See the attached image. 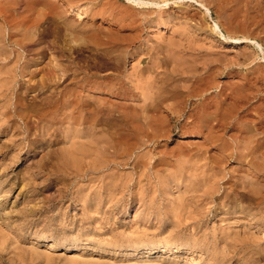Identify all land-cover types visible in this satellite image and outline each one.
Instances as JSON below:
<instances>
[{
    "label": "rangeland",
    "instance_id": "rangeland-1",
    "mask_svg": "<svg viewBox=\"0 0 264 264\" xmlns=\"http://www.w3.org/2000/svg\"><path fill=\"white\" fill-rule=\"evenodd\" d=\"M168 3L0 0V72L33 85L0 102V264H264V0ZM55 68L58 86L42 85ZM59 92L95 104L86 130L105 142L90 155L48 121Z\"/></svg>",
    "mask_w": 264,
    "mask_h": 264
},
{
    "label": "bare ground",
    "instance_id": "bare-ground-1",
    "mask_svg": "<svg viewBox=\"0 0 264 264\" xmlns=\"http://www.w3.org/2000/svg\"><path fill=\"white\" fill-rule=\"evenodd\" d=\"M130 3H132V4H134V6L136 5V6H138V7H149V8H155L156 9V7H163V6H167L169 3H168V0H165V1H163V4L164 5H161V3L160 2H158L157 0L156 1H154V0H128ZM171 1V0H170ZM201 1V0H200ZM208 1V0H207ZM212 2V1H211ZM171 3V2H170ZM176 3V2H175ZM206 3V2H205ZM208 3H210V2H208ZM213 3V2H212ZM180 6V5H179ZM202 6H204V7H206L205 5H202ZM213 6V5H212ZM148 8V9H149ZM157 8V9H158ZM154 9V10H155ZM206 10L209 12V9L206 7ZM155 11H157V10H155ZM157 13H158V11H157ZM209 14V13H208ZM157 16V15H156ZM169 16H171V14L169 15ZM204 16H205V13H204ZM203 16V17H204ZM173 17V16H172ZM165 18H167V17H165ZM193 19V18H192ZM202 19V18H201ZM204 19V18H203ZM157 20V19H156ZM162 20V19H161ZM164 20V19H163ZM169 20H172L171 19V17H169ZM205 20V19H204ZM204 20H203V22H204ZM149 21V20H148ZM155 21V20H154ZM153 21V22H154ZM156 22V21H155ZM161 22V21H160ZM174 22V21H173ZM166 23H167V21H166ZM168 23H169V21H168ZM176 23V22H175ZM150 24V23H149ZM161 24H163V23H161ZM189 24V23H188ZM160 25V24H159ZM170 25V24H169ZM197 25V24H196ZM203 25V24H202ZM201 26V25H200ZM216 26V25H215ZM217 28H218V26H217ZM193 30V29H192ZM10 37H11V35H10ZM14 38H15V35H14ZM1 39V38H0ZM170 40V39H169ZM231 40H233V41H240L241 40V38H239V39H237V38H235V39H233V38H231ZM249 41V38H245V41ZM245 41H242V42H245ZM1 42H3L2 40H1ZM241 42V43H242ZM16 43V42H15ZM1 44V43H0ZM19 44V43H18ZM158 44V43H157ZM5 46V45H4ZM157 46H159V45H157ZM160 47H161V44H160ZM139 48V47H138ZM156 48V47H155ZM162 48V47H161ZM2 47H1V50L0 51H2ZM170 50V49H169ZM7 51V50H6ZM165 52V51H164ZM1 53V52H0ZM2 53L4 54V52L2 51ZM5 54H7V53H5ZM44 54V53H43ZM42 54V55H43ZM1 57V56H0ZM3 57V56H2ZM16 57V56H15ZM218 60H220V59H218ZM29 62V61H28ZM157 62V61H156ZM165 62V61H164ZM223 63V62H222ZM158 64H159V62H158ZM6 65H8V64H6ZM11 65V64H10ZM12 65H14V64H12ZM161 65H162V63H161ZM5 66V65H4ZM4 66H2V68L4 67ZM9 66V65H8ZM15 66V65H14ZM18 66V65H17ZM16 66V67H17ZM10 67V66H9ZM165 67H166V64H165ZM214 67V66H213ZM14 68V67H13ZM12 68V69H13ZM26 68L27 67H25V70H26ZM53 68V67H52ZM148 68V67H147ZM151 68V67H150ZM210 68V67H209ZM221 68V67H220ZM227 68V67H226ZM7 69V68H6ZM5 69V70H6ZM17 69V68H16ZM56 69V68H55ZM54 69V71L52 72V75H51V70L49 71L48 69H47V71H49L50 72V74H49V76L51 75V77H42L41 78V82H40V80H38L41 84L42 83H47V81H51V82H49L48 84H56L57 86H58V84H59V81H61V79L65 76V74H66V69H60V71H62V72H64V74H62L61 72V74L58 72L59 71V68H58V70L56 69L55 70ZM155 69V68H154ZM166 69V68H165ZM167 69H168V67H167ZM208 69V68H207ZM211 69H213V68H211ZM216 69V68H215ZM222 69V68H221ZM1 70V69H0ZM21 70H23L22 68H21ZM25 70H23V71H21V74L22 73H24V72H26ZM27 70H28V68H27ZM35 70V69H34ZM68 70V69H67ZM149 70V69H148ZM151 70H153V69H151ZM157 70V69H156ZM218 70V69H217ZM2 71V70H1ZM8 72H9V70H7ZM16 71V70H15ZM40 71H44V70H40ZM223 71V70H222ZM221 71V72H222ZM8 72H6V73H8ZM150 72V71H149ZM172 72V71H171ZM208 72H209V69H208ZM228 72V71H227ZM1 73V72H0ZM18 73V72H17ZM9 73L8 74V76H6L5 74H3V72L1 73V74H3V75H5L6 77L5 78H3V80L0 82V102L2 101V100H4L5 102H6V98H8L7 99V101L10 99H12V98H15L16 100H21L23 97H27V91H29L30 89H32L33 87V85L32 86H30L29 84H27L28 86H26V84H25V82L24 83H21V81L23 80V79H19V80H21L20 81V84H18L19 86H21L22 88H17V89H19V90H17L16 91V89L14 88L15 86L14 85H16L15 83L17 82H19V80H18V78H17V75L18 74H20V73ZM36 73V72H35ZM38 73V72H37ZM43 73V72H42ZM145 74H146V72H144ZM151 73V72H150ZM153 73V75H154V73L155 72H152ZM158 73V72H157ZM211 73V72H210ZM159 74H160V72H159ZM163 74V73H162ZM166 74V73H165ZM223 74V73H222ZM228 74V73H227ZM24 75H25V73H24ZM23 75V76H24ZM35 75H37V74H35ZM47 76H48V74H46ZM152 75V76H153ZM161 75V74H160ZM43 76V75H42ZM139 76V75H138ZM155 76V75H154ZM153 76V77H154ZM21 77V76H20ZM152 77V78H153ZM40 78V77H39ZM163 78H164V76H163ZM1 79V78H0ZM156 79V78H155ZM166 79V78H165ZM198 79V78H197ZM34 80V79H33ZM32 80V81H33ZM47 80V81H46ZM74 80V79H73ZM141 80V79H140ZM152 80V79H151ZM189 80V79H188ZM24 81H26V80H24ZM75 81V80H74ZM136 81V80H135ZM144 81V80H143ZM145 81H146V79H145ZM148 81V80H147ZM86 82V81H85ZM155 82V81H154ZM157 82V81H156ZM166 82H167V80H166ZM30 83H32V82H30ZM38 83V82H37ZM37 83H34V85L35 84H37ZM80 83V82H79ZM150 83V82H149ZM160 83V82H159ZM163 83H164V81H163ZM50 84V85H51ZM140 84V83H139ZM138 84V82L137 83H135L134 84V88H136V90H138L137 92H139L140 94H141V96H143V99L144 100H151L152 101V99H155V97H156V95H158L157 93H158V91H157V93L156 92H153V91H151V94H148V93H143V90L146 88L147 90H148V92L150 93V91H149V89L150 90H155V86H156V83H153V82H151V85H149L148 83H144V84H146V85H139ZM158 84V83H157ZM162 83H160V85H161ZM42 85H44V84H42ZM49 85V86H50ZM81 85V84H80ZM88 85V84H87ZM159 85V84H158ZM165 85V84H164ZM193 85V84H192ZM17 86V85H16ZM39 86V85H38ZM82 86V85H81ZM92 86V85H91ZM185 86V85H184ZM3 87H5L4 89H2ZM37 87V86H36ZM164 87V86H163ZM24 88L26 89V91H24ZM48 88V87H47ZM133 88V89H134ZM160 88V87H159ZM84 89V88H83ZM91 89V88H90ZM145 89V90H146ZM162 88H160V90H161ZM166 88L164 87V90L162 91V92H165L166 90H165ZM181 89V88H180ZM189 89H191V88H189ZM33 90V89H32ZM65 90H67V86L65 87ZM65 90H63V91H65ZM71 89H69V91H70ZM73 90H75V89H72V92H73ZM94 90L96 91V89L94 88ZM156 90H157V88H156ZM169 90V89H168ZM195 91V90H194ZM67 92V91H66ZM65 92V93H66ZM94 92V91H93ZM97 92V91H96ZM114 92V91H113ZM160 92V91H159ZM192 92V91H191ZM61 92H59V94H60ZM63 93V92H62ZM62 93H61V96L60 97H62ZM75 93V92H74ZM73 93V94H74ZM193 93V92H192ZM76 94V93H75ZM92 94V93H91ZM161 94V93H160ZM164 94V93H163ZM163 94H162V96H160V97H164L163 96ZM169 94V93H168ZM67 95V94H66ZM72 95V94H71ZM96 95V94H95ZM119 95V94H118ZM201 95V94H200ZM63 96H64V94H63ZM80 96V95H79ZM93 96V95H92ZM189 96V95H188ZM65 97V96H64ZM64 97H62V100H61V104L60 105H56L55 106V104H56V102L58 101L57 100V98H56V100L57 101H55L53 98V100L55 101V103H53L52 104V101L50 100V101H48V104H49V102H50V107H51V105H54L55 106V109H54V111H53V109H52V111L53 112H51V113H49L51 116H50V120H48L50 123H51V125L53 124V126L55 125V124H59L61 127H63V130H64V132L63 133H66V132H69V135H70V133L72 134V136L71 137H69V135H67V137H68V139L69 140H71V146H72V149H74L73 151H74V153L75 154H89V153H91V148L93 147L94 148V146H96V145H98V143L100 142H102L100 139H98V140H100V141H97V138L94 136L95 134H99L100 132H97V133H93V135H92V132H91V130H93V128L91 129V128H87V130H86V127H88V126H86L85 124L86 123H88L87 122V118H85V117H87V115L85 116L84 114H86V112L84 113V107H86V106H88L89 104H90V107H91V105H93V103H91L92 101H90L89 99L86 101V103H85V105L84 104H81L79 101L78 102H76L77 100H75V99H72L71 97V99L69 98V95L68 96H66V97H68V98H64ZM73 97V96H72ZM76 97V96H75ZM78 97V96H77ZM76 97V98H77ZM159 97V98H160ZM170 97V96H169ZM174 97V95L172 96V98ZM176 97V96H175ZM174 97V98H175ZM80 98V97H79ZM142 98V97H141ZM193 98V97H192ZM203 98V97H202ZM28 99V98H27ZM59 99V98H58ZM98 99V98H97ZM170 99V98H169ZM84 100V99H83ZM92 100V99H91ZM99 100V99H98ZM156 100V99H155ZM158 100V99H157ZM156 100V101H157ZM167 100H168V98H167ZM172 100V99H171ZM140 101V100H139ZM155 101V102H156ZM160 101V100H159ZM170 101V100H169ZM204 101V100H203ZM11 102V101H10ZM14 102V101H13ZM13 102H11V103H13ZM94 102V101H93ZM100 102V101H99ZM153 102H154V100H153ZM205 102V101H204ZM20 103H21V101H20ZM33 103V102H32ZM38 103V102H37ZM58 103H60V102H58ZM57 103V104H58ZM146 103H148V102H146ZM160 103V102H159ZM169 103V102H168ZM203 103V102H202ZM3 104V103H2ZM15 104V103H14ZM22 104V103H21ZM21 104H19L20 106H21ZM46 104V103H45ZM44 104V105H45ZM48 104H46V107H48ZM162 104V103H161ZM170 104V103H169ZM12 105V104H11ZM18 105V106H19ZM40 105V104H39ZM44 105H43V107H44ZM95 105V104H94ZM93 105V106H94ZM200 105V104H199ZM5 108H8L5 104L3 105ZM24 106V105H23ZM33 106V105H32ZM35 106V105H34ZM146 108H144V110H145V112H148V111H150V109H154V108H152L153 107V104L152 103H150L149 102V104H146ZM155 106V105H154ZM158 106V104H157V102H156V108H158L157 107ZM160 106H162V105H160ZM164 106H165V104H164ZM205 106V105H204ZM26 107V106H25ZM36 107V106H35ZM43 107H41V108H43ZM89 107V106H88ZM200 107H201V105H200ZM208 107V106H207ZM206 107V108H207ZM29 108V107H28ZM37 108V107H36ZM172 108V107H171ZM204 108V107H203ZM15 109V108H14ZM23 109V108H22ZM40 109V108H39ZM44 109L46 110V108L44 107ZM43 109V110H44ZM1 110V109H0ZM13 110V109H12ZM16 110H18V109H16ZM33 110V109H32ZM43 110H42V112H43ZM47 110H48V108H47ZM51 110V109H50ZM158 110V109H157ZM156 110V111H157ZM202 110V109H201ZM28 111V110H27ZM34 111V110H33ZM32 111V112H33ZM39 111V110H38ZM98 111V110H97ZM153 111H155V109L154 110H152V112ZM169 111V113L170 114H175V111L174 110H172V109H169L168 110ZM178 111V110H177ZM206 111V110H205ZM18 112V111H17ZM23 112V111H22ZM26 112V111H25ZM29 112V111H28ZM30 112H31V110H30ZM40 112V111H39ZM50 112V111H49ZM144 112V113H145ZM158 112V111H157ZM194 112V111H193ZM192 112V113H193ZM9 113V112H8ZM7 113V114H8ZM10 113H12V111H11V108H10ZM19 113H21V110H19ZM34 113V112H33ZM37 113V115H38V112H36ZM35 113V114H36ZM90 113V112H89ZM15 114H17V113H15ZM27 114H29V113H27ZM40 114V113H39ZM44 114V113H43ZM49 114H47L48 116H49ZM18 115V114H17ZM22 115V114H21ZM40 115H42V114H40ZM147 115V114H146ZM12 116H13V114H12ZM28 115H26V117H27ZM88 116H89V114H88ZM92 116V115H91ZM148 116V115H147ZM19 117H20V114H19ZM18 117V118H19ZM23 117V116H22ZM46 117V116H45ZM191 117V116H190ZM189 117V118H190ZM195 117V116H194ZM16 118V117H15ZM21 118V117H20ZM262 118H264L263 116H262ZM199 119V118H198ZM12 120V119H11ZM10 120V121H11ZM17 120V119H16ZM29 120V119H28ZM44 120V119H43ZM90 120H91V118H90ZM9 121V120H8ZM23 120H20V122H22ZM46 121V120H45ZM198 121V120H197ZM236 121V120H235ZM262 121H264V119H262ZM12 122V121H11ZM42 122V121H41ZM91 122V121H90ZM89 122V123H90ZM150 122V121H149ZM189 122V121H188ZM187 122V123H188ZM195 122H196V120H195ZM191 123V122H190ZM233 123V122H232ZM99 124V123H98ZM231 124V123H230ZM7 125V124H6ZM11 125V124H10ZM26 125H27V127L26 128H28V126H29V124H27L26 123ZM46 127L48 126V125H46V124H44ZM43 125V126H44ZM176 125V124H175ZM192 125V124H191ZM206 125V124H205ZM228 125H229V123H228ZM255 125H257V124H255ZM3 127H5L4 125H2ZM20 126V125H19ZM23 126H24V124H23ZM50 126V125H49ZM53 126H51V127H53ZM58 126V125H57ZM92 126H94V125H92ZM96 126H97V124H96ZM100 126V125H99ZM98 126V128H100ZM102 126V125H101ZM196 126V125H195ZM8 127V126H7ZM10 127H12V126H10ZM25 127V126H24ZM45 127V128H46ZM50 127V128H51ZM60 127V128H61ZM90 127V126H89ZM183 127V126H182ZM185 127V126H184ZM192 127V126H191ZM1 128V127H0ZM45 128L43 127L41 130H42V132L41 133H43L42 134V136L44 137L45 136V134H46V131H45ZM54 128V127H53ZM102 128V127H101ZM104 128V127H103ZM5 129H7V128H5ZM55 129V128H54ZM95 129H97V128H95V126H94V131H95ZM105 129V128H104ZM188 129V128H187ZM186 129V130H187ZM22 130H23V128H22ZM28 130H29V128H28ZM47 130V129H46ZM58 130V128H56V130L55 131H57ZM60 130V129H59ZM58 130V131H59ZM103 130V129H102ZM245 130V129H244ZM30 131V130H29ZM47 131H49V128H48V130ZM61 131V130H60ZM98 131V130H97ZM240 131V130H239ZM22 132V131H21ZM20 133V132H19ZM24 133V132H23ZM28 133V136H29V132H27ZM81 133H84V137L86 138V141H84L85 140V138H84V140L82 139L83 137H81ZM170 133V132H169ZM208 133V132H207ZM18 134V133H17ZM68 134V133H67ZM20 135V134H19ZM41 135V134H40ZM48 135H49V133H48ZM66 135V134H65ZM99 135H101V134H99ZM211 135V134H210ZM12 136V135H11ZM24 136V135H23ZM26 136V135H25ZM38 136V135H37ZM41 136V137H42ZM47 136V135H46ZM97 136V135H96ZM103 136V135H102ZM208 136V135H207ZM39 137V136H38ZM37 137V138H38ZM25 138V137H24ZM24 138H23V140H24ZM31 138V137H30ZM36 138V137H35ZM34 138V139H35ZM213 138V137H212ZM16 139V138H15ZM14 139V140H15ZM44 139H46V138H44ZM215 139V138H214ZM43 140V138L41 139V141ZM16 141V140H15ZM34 141V140H33ZM33 141H30V142H33ZM36 141H37V139H36ZM40 141V139L38 140V142ZM214 141H216V140H214ZM242 141V140H241ZM27 142V141H26ZM30 142H29V144H30ZM35 142V141H34ZM33 142V143H34ZM105 142V141H104ZM104 142H102V143H104ZM41 143V142H40ZM108 143V142H107ZM213 143V142H212ZM211 143V144H212ZM216 143V142H215ZM22 144V143H21ZM28 144V143H27ZM106 144V143H105ZM108 144H110V143H108ZM238 144V143H237ZM9 145V144H8ZM13 145V144H12ZM102 147V151H103V145L104 144H100ZM209 145V144H208ZM26 146V145H25ZM106 146V145H105ZM104 146V147H105ZM210 146V145H209ZM243 146V145H242ZM5 147V146H4ZM10 147H12L11 145L9 146V149H10ZM29 147V149H31L30 148V145L28 146ZM97 147V146H96ZM98 147H100V146H98ZM97 147V148H98ZM227 147V146H226ZM229 147V146H228ZM227 147V148H228ZM231 147V146H230ZM237 147V146H236ZM6 148V147H5ZM8 148V147H7ZM27 148V147H26ZM92 148V149H93ZM96 148V149H97ZM100 148V149H101ZM105 148H107V147H105ZM240 148H241V146H240ZM250 148V147H249ZM0 149H3V148H0ZM8 149V150H9ZM16 149V148H15ZM95 149V148H94ZM229 149V148H228ZM239 148H237L236 149V151L238 150ZM245 149V148H244ZM248 149V148H247ZM97 150H99V149H97ZM106 150H108V149H106ZM234 150V149H233ZM1 151H3V150H1ZM15 151V150H14ZM64 151V150H63ZM70 152H72V150L70 149L69 150ZM96 150H94L93 152H95ZM232 151V150H231ZM104 153L106 152L105 151V149H104V151H103ZM109 152V151H108ZM235 152V151H234ZM238 153L240 152V151H237ZM2 153H4V151L2 152ZM12 153V152H11ZM52 153V152H51ZM98 153H99V151H98ZM233 153V152H232ZM8 154V153H7ZM15 154H16V152H15ZM57 154V153H56ZM80 154V155H81ZM86 154V155H87ZM102 154V153H101ZM100 154V155H101ZM112 154V153H111ZM110 154V155H111ZM243 154V153H242ZM6 155V154H5ZM90 155V154H89ZM96 156H97V153L95 154ZM104 155V154H103ZM231 155V154H230ZM236 155V154H235ZM245 155V154H244ZM244 155H241L240 154V156L242 157V156H244ZM15 156V155H14ZM55 156V155H54ZM57 156V155H56ZM92 156H93V153H92ZM222 156V155H221ZM11 157V156H10ZM9 157V158H10ZM84 157V156H83ZM82 157V158H83ZM94 157V156H93ZM104 157H105V155H104ZM231 157V156H230ZM233 157V156H232ZM236 157V156H235ZM8 158V159H9ZM91 158V157H90ZM111 158V157H110ZM234 158V157H233ZM244 158H246V157H244ZM7 159V158H6ZM14 159V158H13ZM72 159V158H71ZM85 159V158H84ZM94 159L96 160V158L94 157ZM93 159V160H94ZM11 160V159H10ZM15 160V159H14ZM97 160H99V159H97ZM4 161H5V159H4ZM11 161H13V160H11ZM81 161V160H80ZM92 161V160H91ZM100 161V160H99ZM107 161V160H106ZM6 162V161H5ZM7 162H9V160L7 161ZM64 162V161H63ZM96 162V161H95ZM94 162V163H95ZM10 163V162H9ZM8 163V164H9ZM85 163V162H84ZM113 163V162H112ZM109 164V163H108ZM74 165V164H73ZM69 166V165H68ZM77 166V165H76ZM83 166V165H82ZM105 166V165H104ZM114 166V165H113ZM118 166V165H117ZM115 167V166H114ZM80 168V167H79ZM84 168H86V167H84ZM106 168H108V166L106 167ZM110 168V167H109ZM98 169H100V168H98ZM103 169V168H102ZM71 170V169H70ZM86 170V169H85ZM96 170V169H95ZM109 170V169H108ZM110 170H112V168L110 169ZM83 171H84V169H83ZM213 171V170H212ZM247 171V170H246ZM98 173H100L99 172V170L97 171ZM105 172V171H104ZM82 173V172H81ZM80 173V174H81ZM87 173H88V171H87ZM94 173V172H93ZM97 173V174H98ZM96 174V175H97ZM173 174H175V173H173ZM182 174V173H181ZM176 175V174H175ZM180 175V174H179ZM245 175V174H244ZM110 176V175H109ZM117 176V175H116ZM114 177V176H113ZM176 177V176H175ZM78 178V177H77ZM111 178H112V176H111ZM110 178V179H111ZM172 178V177H171ZM182 178V177H181ZM92 179V178H91ZM93 179H94V177H93ZM106 179H109V178H106ZM114 179H117L116 177H114ZM177 179V178H176ZM176 179H175V181H176ZM215 179V178H214ZM241 179V178H240ZM244 179V178H243ZM242 179V181L244 182V180ZM252 179H254V178H252ZM85 180V179H84ZM112 180V179H111ZM121 180V178H119V181ZM173 180V179H172ZM247 180V179H246ZM250 180V182L249 183H253L252 181H251V179H249ZM255 180V179H254ZM253 180V181H254ZM174 181V180H173ZM177 181H179V179L177 180ZM212 181V180H211ZM217 181V180H216ZM246 181V182H247ZM257 181V180H256ZM113 182V181H112ZM118 182V181H117ZM102 183H103V181H102ZM105 183V182H104ZM109 183H111V182H109ZM215 183V182H214ZM217 183V182H216ZM227 183V182H226ZM245 183V182H244ZM255 183V182H254ZM253 183V184H254ZM107 184V186H108V183H106ZM117 184H120V183H117ZM217 184H219V183H217ZM214 185H216V184H214ZM219 185H221V184H219ZM243 185H245V184H243ZM256 185V184H255ZM103 186V185H102ZM106 186V185H105ZM114 187H115V183H114V185H113ZM117 186V185H116ZM246 186V185H245ZM113 187V188H114ZM118 187H119V185H118ZM242 187V186H241ZM98 188V187H97ZM101 188V187H100ZM109 188V187H108ZM111 188V190H113V188H112V186L110 187ZM220 188V187H219ZM245 188V187H244ZM258 188V187H257ZM256 188V189H257ZM101 189H103V187L101 188ZM106 189H107V187H106ZM251 189V188H250ZM255 189V188H254ZM104 190V189H103ZM226 190V188L224 189V191ZM91 191H93L94 193L96 192V191H94V190H91ZM106 191V190H105ZM110 191V190H109ZM109 191H107L108 192V194L110 193ZM228 191V190H227ZM246 192H248L247 190H245ZM244 191V192H245ZM254 191V190H253ZM257 191V190H256ZM256 191H255V193H256ZM100 192V191H99ZM113 192V191H112ZM214 192V191H213ZM93 193V194H94ZM101 193V192H100ZM226 193V192H225ZM230 193V192H229ZM228 193V194H229ZM103 194V193H102ZM102 194L100 195V196H102ZM111 195H112V193H110ZM109 194V195H110ZM213 194V193H212ZM244 195H246L245 193H243ZM254 194V193H253ZM86 195H88V194H86ZM108 195V196H109ZM110 195V196H111ZM224 195V194H223ZM226 195V194H225ZM230 196H231V194H229ZM250 195V194H249ZM251 195H252V193H251ZM88 196H90V195H88ZM106 196H107V194H106ZM211 196V195H210ZM215 196V195H214ZM87 197V196H86ZM91 197V196H90ZM97 197V196H96ZM208 197V196H207ZM221 197H222V195H221ZM226 197V196H225ZM245 197H247V196H245ZM253 197V196H252ZM261 197V196H260ZM88 198V197H87ZM87 198H85V199H87ZM97 198H99V197H97ZM101 198H103V197H101ZM210 198H212V196L210 197ZM214 198V197H213ZM228 198V197H227ZM229 198H231V197H229ZM242 198L244 199V196H242ZM263 198V197H262ZM262 198H261V200H262ZM93 199V198H92ZM248 199H250V198H248ZM259 199V198H258ZM88 200V199H87ZM90 200V199H89ZM88 200V201H89ZM215 200V199H214ZM232 200V199H231ZM245 200V199H244ZM251 200V199H250ZM264 200V199H263ZM228 201V200H227ZM233 201H234V199H233ZM236 201V200H235ZM239 201V200H238ZM243 201V200H242ZM246 201H247V199H246ZM245 201V202H246ZM254 201H256V200H254ZM258 201V200H257ZM90 202V201H89ZM92 202V201H91ZM223 202H225L224 200H223ZM229 202V205H232V204H230V200L228 201ZM248 202L249 201H247L246 203L248 204ZM232 203H234V202H232ZM242 203V202H241ZM244 203V202H243ZM242 203V204H243ZM245 203V204H246ZM253 203V202H252ZM260 203V202H259ZM237 204V203H236ZM219 205H220V203H219ZM225 205V204H224ZM241 205V204H240ZM248 205H250V203L248 204ZM252 205V204H251ZM259 205V204H258ZM100 206V205H99ZM226 206H227V204H226ZM97 207V206H96ZM219 207H222V206H219ZM229 207V206H228ZM234 207V206H233ZM236 207V206H235ZM235 207H234V209H235ZM244 207H246L245 205H244ZM248 207V206H247ZM258 207V206H257ZM99 208V207H98ZM250 208H251V206H250ZM249 208V209H250ZM255 208V207H254ZM259 208V207H258ZM241 209V208H240ZM243 209V208H242ZM248 209V210H249ZM257 208H255V210H256ZM264 209V208H263ZM222 210H223V207H222ZM226 210V209H225ZM228 210H229V208H228ZM232 210V209H231ZM245 210V209H244ZM244 210H242L243 212H244ZM253 210V209H252ZM261 210V209H260ZM236 211H238V210H236ZM246 212H247V210H245ZM251 211V210H250ZM257 211V210H256ZM223 212V211H222ZM226 212V211H225ZM240 212V211H239ZM242 213V212H241ZM250 213V212H249ZM249 213H248V215H249ZM259 213V212H258ZM264 213V212H263ZM229 214V213H228ZM246 214V213H245ZM220 215V214H219ZM225 215H227V214H225ZM236 216H237V214H235ZM234 215V216H235ZM250 215H251V213H250ZM256 215H257V213H256ZM222 216V215H221ZM231 216V215H230ZM254 215H252V217H253ZM24 217V216H23ZM228 217V216H227ZM247 217V216H246ZM256 217V216H255ZM258 217H259V215H258ZM242 218H244V217H242ZM241 218V219H242ZM264 218V217H263ZM259 219H260V222H261V218L259 217ZM259 219H257L256 218V220H257V224L259 225ZM248 220V219H247ZM255 220V221H256ZM249 221V220H248ZM248 221H247V223H248ZM251 221H253V220H251ZM254 221V222H255ZM263 222H264V220H263ZM250 223V224H249ZM249 225H253V224H251V222L249 221ZM262 224V223H261ZM264 224V223H263ZM262 226H264V225H262ZM258 227V226H257ZM3 229V228H2ZM3 231V230H2ZM2 233V232H1ZM0 233V234H1ZM3 237H5V236H3ZM6 239V238H5ZM56 242V241H55ZM57 243V242H56ZM56 243H54V242H50V248H53L54 249V247L56 246ZM151 248H152V245H151ZM192 248V247H191ZM165 249V248H164ZM187 249V248H186ZM193 251V250H192ZM148 252H150V251H148Z\"/></svg>",
    "mask_w": 264,
    "mask_h": 264
}]
</instances>
